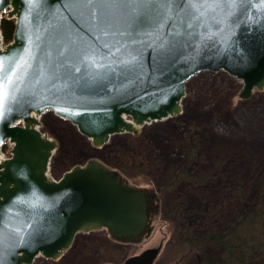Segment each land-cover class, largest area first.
<instances>
[{"label":"water","instance_id":"water-1","mask_svg":"<svg viewBox=\"0 0 264 264\" xmlns=\"http://www.w3.org/2000/svg\"><path fill=\"white\" fill-rule=\"evenodd\" d=\"M10 3L16 30L0 74L21 82L0 113V149L15 143L0 163V264L58 260L78 233L104 229L142 244L158 193L97 159L50 179L58 142L32 114L52 111L100 147L181 114L186 83L201 72L236 76L248 100L264 90V0H0V13ZM160 252L120 264H154Z\"/></svg>","mask_w":264,"mask_h":264},{"label":"rangeland","instance_id":"rangeland-1","mask_svg":"<svg viewBox=\"0 0 264 264\" xmlns=\"http://www.w3.org/2000/svg\"><path fill=\"white\" fill-rule=\"evenodd\" d=\"M243 86L228 72H201L186 83L181 114L146 124L136 134L113 135L102 147H95L71 121L46 112L42 131L58 142L51 160L56 178L97 159L159 195L160 185L173 172L181 170L190 176L165 197L175 202L180 218L171 222L161 216L164 208L159 195L160 214L144 243H117L107 230L80 233L59 260L39 256L33 264H120L151 248L161 249L154 264H199L193 251L177 244V227L187 231L199 227L202 220L212 228L224 227L239 211V190L241 200L255 204L264 193V90L256 89L250 99L243 100ZM199 215L205 216L200 219ZM212 254L219 256L220 251L214 249Z\"/></svg>","mask_w":264,"mask_h":264},{"label":"trees","instance_id":"trees-1","mask_svg":"<svg viewBox=\"0 0 264 264\" xmlns=\"http://www.w3.org/2000/svg\"><path fill=\"white\" fill-rule=\"evenodd\" d=\"M0 29L4 42H12L16 29L15 20L3 18ZM187 174L185 171H175L159 187L164 208L161 216L171 222L180 217L175 202H167L165 197L168 192L172 191V194L180 187V182L187 178ZM239 192L240 190L236 193V199L240 200L239 211L234 221L226 226L212 228L202 220L199 227L195 225L187 231L177 227V244L193 251L199 258V264H264V193L255 204L248 199L241 200L244 197ZM204 216L199 215V218ZM214 249L220 251L219 256L212 254Z\"/></svg>","mask_w":264,"mask_h":264},{"label":"snow or ice","instance_id":"snow-or-ice-1","mask_svg":"<svg viewBox=\"0 0 264 264\" xmlns=\"http://www.w3.org/2000/svg\"><path fill=\"white\" fill-rule=\"evenodd\" d=\"M20 82V76L14 71L9 70V72L0 74V113H2L5 104L12 99V94L18 91Z\"/></svg>","mask_w":264,"mask_h":264},{"label":"built area","instance_id":"built-area-1","mask_svg":"<svg viewBox=\"0 0 264 264\" xmlns=\"http://www.w3.org/2000/svg\"><path fill=\"white\" fill-rule=\"evenodd\" d=\"M12 147V143L11 142H8V144L5 146V150L1 153L0 155V159L1 160H4L7 158V150L10 149Z\"/></svg>","mask_w":264,"mask_h":264},{"label":"bare ground","instance_id":"bare-ground-1","mask_svg":"<svg viewBox=\"0 0 264 264\" xmlns=\"http://www.w3.org/2000/svg\"><path fill=\"white\" fill-rule=\"evenodd\" d=\"M44 114H33V117L37 118V120H39L41 123L43 122L42 121V118H43ZM126 118V117H125ZM128 119V118H127ZM169 119V118H168ZM39 129V128H38ZM221 238V237H220Z\"/></svg>","mask_w":264,"mask_h":264},{"label":"flooded vegetation","instance_id":"flooded-vegetation-1","mask_svg":"<svg viewBox=\"0 0 264 264\" xmlns=\"http://www.w3.org/2000/svg\"><path fill=\"white\" fill-rule=\"evenodd\" d=\"M74 244H75V242H74ZM74 244H73V245H74Z\"/></svg>","mask_w":264,"mask_h":264}]
</instances>
